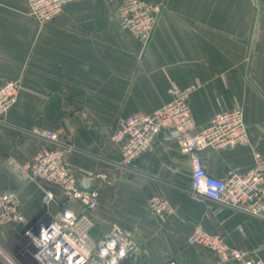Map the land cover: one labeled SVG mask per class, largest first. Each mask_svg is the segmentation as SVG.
I'll return each instance as SVG.
<instances>
[{"label": "crops", "instance_id": "1", "mask_svg": "<svg viewBox=\"0 0 264 264\" xmlns=\"http://www.w3.org/2000/svg\"><path fill=\"white\" fill-rule=\"evenodd\" d=\"M121 1L81 0L41 23L30 14L28 0H0V87L22 82L18 102L0 118V193H18L28 219L42 211L40 188L47 185L28 183L22 172L52 146L36 132L53 130L73 146L68 165L99 190L101 204L91 213L94 238L118 224L132 232L145 264H218L214 253L188 243L193 228L201 226L264 259V218L196 196L179 142L162 132L131 167L122 165L120 147L110 142L125 118L156 111L172 99V87L194 86L189 104L196 122L207 126L218 111L244 104L250 137L247 146L201 152L209 174L226 179L251 169L254 152L264 156V107L257 91L244 84L242 47L228 40L242 35L251 16L242 21L243 10L229 14L226 0H172L140 61L141 45L115 17ZM47 188L62 196L56 187ZM154 195L173 208L164 222L151 214ZM68 205L87 213L77 202ZM13 234L0 226V243Z\"/></svg>", "mask_w": 264, "mask_h": 264}, {"label": "built area", "instance_id": "2", "mask_svg": "<svg viewBox=\"0 0 264 264\" xmlns=\"http://www.w3.org/2000/svg\"><path fill=\"white\" fill-rule=\"evenodd\" d=\"M81 0H28L30 14L41 23L57 18L64 8ZM157 9L148 0H125L116 13L120 28L132 35L142 45L138 55L141 61L156 25ZM21 80L6 82L0 87V118L8 115L18 102ZM196 88H171L172 99L152 113H136L125 118L113 131L110 142L120 147L122 165L131 167L147 152L157 137L165 132L168 140L180 143L181 151L191 164L194 194L251 216L264 218V156L254 152L253 167L245 173L231 172L226 179L209 174L201 152L231 150L250 144L244 112L239 108L220 110L207 126L199 128L189 100ZM52 146L43 148L25 166L34 177L53 184L62 196L48 188L43 192L47 209L52 203L77 202L87 213H76L68 205L47 210L31 228L29 237L33 250L29 252L30 264H145L143 250L131 231L114 224L100 238L93 237L95 222L91 215L101 204L98 188L83 191L82 180L69 168L65 152L59 145L60 134L53 130L36 132ZM64 196V198H63ZM61 198H63L61 200ZM151 214L160 222L167 220L173 208L161 195L149 200ZM43 216H45L43 218ZM25 223L21 202L13 191L0 193V224ZM190 245L203 247L218 257V264H264L257 252L232 246L224 234H211L201 226L193 228ZM132 256V258H130ZM4 264H15L5 257ZM21 264V263H20ZM161 264H178L171 260Z\"/></svg>", "mask_w": 264, "mask_h": 264}, {"label": "rangeland", "instance_id": "3", "mask_svg": "<svg viewBox=\"0 0 264 264\" xmlns=\"http://www.w3.org/2000/svg\"><path fill=\"white\" fill-rule=\"evenodd\" d=\"M125 0H122L115 8V17L118 9L122 6ZM151 2L154 7L157 9V17H156V25H154V31L152 33V37L154 35L155 29L162 17V14L166 8H172L174 7L175 3L172 0H148ZM264 0H226V6L230 10L238 11L237 13H240V11L243 10L244 12V18L240 17V20L243 21V19L246 21L249 16H251L250 21L247 23L243 22V31L242 35L241 33H238L239 38L237 40H231L228 38L229 43H233L238 45L239 47H242L241 52L242 56L245 60V63L243 65V73H244V84L247 88H253L255 90V93L258 97V105H261L264 107V80L252 82L251 78L254 77V75H261V78L264 77ZM183 8H186L183 6ZM117 20V19H116ZM119 25V24H118ZM120 27V26H119ZM122 30V29H121ZM130 35V34H129ZM132 36V35H130ZM133 37V36H132ZM151 37V40H152ZM134 38V37H133ZM135 39V38H134ZM136 40V39H135ZM150 40V42H151ZM139 44L140 42L136 40ZM148 43V46L150 44ZM141 45V44H140ZM147 46V47H148ZM141 51H142V45H141ZM140 53V52H139ZM139 55V54H138ZM22 83V82H21ZM172 88H181V87H172ZM22 89V87H21ZM171 89V88H170ZM192 96V95H191ZM191 98V97H190ZM254 107V106H253ZM233 108H239L243 112L244 110V104L242 105H234ZM232 108V109H233ZM255 108V107H254ZM258 109V108H256ZM258 112V111H257ZM245 116V114H244ZM197 125L199 128H203L205 126L199 124L197 122ZM59 145L62 147V149L65 152V161L66 156L70 152H72L73 146L70 144L69 140H66V138H59ZM76 149V148H75ZM43 150V149H42ZM41 151V150H40ZM39 151V152H40ZM67 163V161H66ZM68 165V163H67ZM69 168L75 173V176L79 180L84 179H90V177H83L76 174V172L73 170L70 165H68ZM24 177L23 179L28 180V183L34 184L39 183L41 187H45L44 185H47V187H54L53 184L47 183L43 181L42 179L34 177L32 174H30L26 169L25 166L23 168ZM37 186V185H36ZM40 188L41 191H45L48 188ZM40 189H38L40 191ZM40 191V192H41ZM14 192V191H13ZM16 193V192H15ZM19 200V194L16 193ZM35 197V196H34ZM41 201L43 205V209L41 212L38 213L35 217H32V219H28L26 217L25 223H16V222H9L7 224H0L1 227L4 228H12L14 229L13 237L9 238L7 241H4L3 243H0V255L12 260L15 264H30V256L29 252L33 250L32 241L29 237V230L31 228H37V224L39 223V219H41L42 215L46 213L47 210H51L55 212L56 208L59 207V205H66L70 202V200L66 202H56L52 203L49 209H47L46 205H44V198L43 194H41ZM64 198V196H63ZM61 198V200L63 199ZM33 199V198H32ZM45 216H43L44 218ZM4 261V258H3ZM4 264V262H3Z\"/></svg>", "mask_w": 264, "mask_h": 264}, {"label": "water", "instance_id": "4", "mask_svg": "<svg viewBox=\"0 0 264 264\" xmlns=\"http://www.w3.org/2000/svg\"><path fill=\"white\" fill-rule=\"evenodd\" d=\"M264 2V1H263ZM79 188L83 191H93L95 189V185L93 183L92 180L90 179H84L80 182L79 184ZM130 258H132V256H130ZM128 260H126L125 262H123V264H128Z\"/></svg>", "mask_w": 264, "mask_h": 264}]
</instances>
